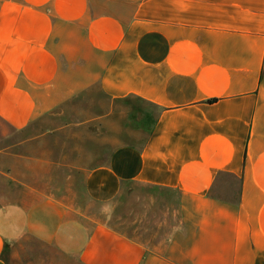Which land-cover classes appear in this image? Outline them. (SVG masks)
<instances>
[{
    "label": "crops",
    "instance_id": "0c3cea01",
    "mask_svg": "<svg viewBox=\"0 0 264 264\" xmlns=\"http://www.w3.org/2000/svg\"><path fill=\"white\" fill-rule=\"evenodd\" d=\"M32 242L264 264V0H0V264Z\"/></svg>",
    "mask_w": 264,
    "mask_h": 264
},
{
    "label": "rangeland",
    "instance_id": "374dc122",
    "mask_svg": "<svg viewBox=\"0 0 264 264\" xmlns=\"http://www.w3.org/2000/svg\"><path fill=\"white\" fill-rule=\"evenodd\" d=\"M5 192H7L5 190ZM138 192H143L142 189H139ZM132 201L127 204L125 203V207L122 209L121 215H130L131 211L137 210L140 206L135 202V199L131 198ZM141 211V210H140ZM135 212V211H134ZM134 214V213H132ZM128 217V216H127ZM31 247L28 252H26L25 258H22L21 261H25V263L31 264H79L74 258L60 256L59 254H55L40 245L39 243H28Z\"/></svg>",
    "mask_w": 264,
    "mask_h": 264
},
{
    "label": "clouds",
    "instance_id": "9594fccd",
    "mask_svg": "<svg viewBox=\"0 0 264 264\" xmlns=\"http://www.w3.org/2000/svg\"><path fill=\"white\" fill-rule=\"evenodd\" d=\"M104 210L105 211H111L110 207H106Z\"/></svg>",
    "mask_w": 264,
    "mask_h": 264
}]
</instances>
